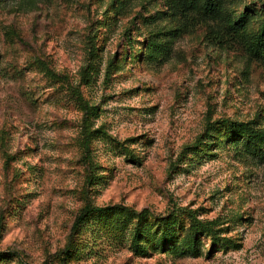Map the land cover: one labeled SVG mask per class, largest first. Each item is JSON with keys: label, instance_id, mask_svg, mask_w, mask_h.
<instances>
[{"label": "rangeland", "instance_id": "1", "mask_svg": "<svg viewBox=\"0 0 264 264\" xmlns=\"http://www.w3.org/2000/svg\"><path fill=\"white\" fill-rule=\"evenodd\" d=\"M216 2L0 0V264H264V0Z\"/></svg>", "mask_w": 264, "mask_h": 264}, {"label": "trees", "instance_id": "2", "mask_svg": "<svg viewBox=\"0 0 264 264\" xmlns=\"http://www.w3.org/2000/svg\"><path fill=\"white\" fill-rule=\"evenodd\" d=\"M198 1H203V4L205 6L207 7L212 6V8H214V6L217 4L216 0H198ZM263 26H264V22H263ZM250 47L255 48V49L258 48L259 50L264 49V27L259 32V34L255 37V40H253ZM230 128L233 130V132L235 131V133H237L239 137H245V136L248 137L249 140H251V144L256 145L258 142L264 141V134L261 133V131L256 130L254 127H251L247 123L234 122V123H231ZM245 143L249 145L248 142H245ZM110 208H114V207L103 208V207H98V206L91 207L89 205H85L83 208L80 209L78 216L74 221L73 226L77 227L78 225H80L83 219L92 212L103 211L104 209H110ZM205 228H206L205 222L197 221L193 224V232L197 233L199 231L204 230ZM170 239L171 237L170 238L166 237L167 242L169 241L170 243H172L173 239H171V241Z\"/></svg>", "mask_w": 264, "mask_h": 264}]
</instances>
